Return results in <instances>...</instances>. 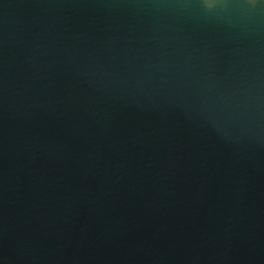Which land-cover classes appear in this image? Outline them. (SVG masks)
I'll use <instances>...</instances> for the list:
<instances>
[{"label": "water", "instance_id": "1", "mask_svg": "<svg viewBox=\"0 0 264 264\" xmlns=\"http://www.w3.org/2000/svg\"><path fill=\"white\" fill-rule=\"evenodd\" d=\"M0 264H264V0H0Z\"/></svg>", "mask_w": 264, "mask_h": 264}]
</instances>
